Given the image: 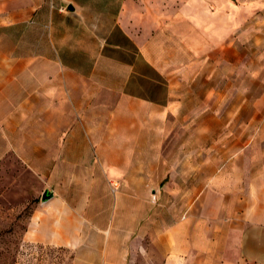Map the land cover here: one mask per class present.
I'll list each match as a JSON object with an SVG mask.
<instances>
[{"label":"crops","instance_id":"crops-1","mask_svg":"<svg viewBox=\"0 0 264 264\" xmlns=\"http://www.w3.org/2000/svg\"><path fill=\"white\" fill-rule=\"evenodd\" d=\"M204 4L0 0V148L49 166L42 169L50 181L62 179L50 150H66L74 168L83 163L79 150H100L94 171L90 159L81 170L103 183L105 197L108 181L121 182L109 218L94 208L101 225H87L71 195L52 193L34 213L29 239L91 252L76 264H264V168L241 171L230 153L235 130L228 155L208 153L218 128L186 123L185 78L164 55L165 38L182 36L189 7ZM118 198L123 217L108 249Z\"/></svg>","mask_w":264,"mask_h":264},{"label":"rangeland","instance_id":"rangeland-1","mask_svg":"<svg viewBox=\"0 0 264 264\" xmlns=\"http://www.w3.org/2000/svg\"><path fill=\"white\" fill-rule=\"evenodd\" d=\"M205 2L208 4L189 7V20L186 24L182 22L181 37L165 38V48L171 51L164 55L180 65L185 78L180 93L182 98L187 95L186 123L218 128L216 133H210V137H217L218 143H213L210 137L206 140L205 147L213 148L208 153H216L217 148L220 157L228 155V142L235 130V144L230 142V153L235 148L241 171L254 174L264 168V0ZM193 12L197 19L191 18ZM241 126H249L250 132H243L239 129ZM79 151L83 163L90 159L89 170L93 172L103 154L86 148ZM50 152L55 162V176L61 180L45 179L48 174L42 168L49 169V166L38 169L27 163L19 150L0 148V264H76L79 254L90 257L89 251L79 253L66 244H43L27 237L36 210L45 208L53 200H41L45 189L60 199L71 195L76 207L89 220L87 225L102 224L103 220L95 219L93 213L98 203L103 217L109 218V209L121 182L108 181L105 197L103 183L88 179L89 175L80 167L83 163L74 168L76 164H67L66 150ZM70 171L71 179L67 180L66 174ZM146 186L141 187L142 199L150 201ZM99 195L101 198L97 201ZM121 203L118 198L112 210L114 221L108 229L110 235L105 237L108 249L117 218L123 217L117 210Z\"/></svg>","mask_w":264,"mask_h":264},{"label":"water","instance_id":"water-1","mask_svg":"<svg viewBox=\"0 0 264 264\" xmlns=\"http://www.w3.org/2000/svg\"><path fill=\"white\" fill-rule=\"evenodd\" d=\"M52 195V192L48 189H45L43 192H42V195H41V200L44 202L46 200H48Z\"/></svg>","mask_w":264,"mask_h":264}]
</instances>
